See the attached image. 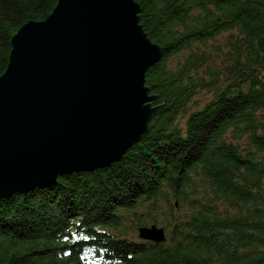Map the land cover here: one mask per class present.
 <instances>
[{"label": "trees", "instance_id": "16d2710c", "mask_svg": "<svg viewBox=\"0 0 264 264\" xmlns=\"http://www.w3.org/2000/svg\"><path fill=\"white\" fill-rule=\"evenodd\" d=\"M133 1L159 107L110 166L1 198L0 264H264V0ZM56 3L0 0V76Z\"/></svg>", "mask_w": 264, "mask_h": 264}, {"label": "water", "instance_id": "95a60500", "mask_svg": "<svg viewBox=\"0 0 264 264\" xmlns=\"http://www.w3.org/2000/svg\"><path fill=\"white\" fill-rule=\"evenodd\" d=\"M133 0H57L40 22L10 38L0 76V199L58 176L110 166L135 143L154 110L146 71L160 48ZM138 238L165 242V230Z\"/></svg>", "mask_w": 264, "mask_h": 264}, {"label": "rangeland", "instance_id": "374dc122", "mask_svg": "<svg viewBox=\"0 0 264 264\" xmlns=\"http://www.w3.org/2000/svg\"><path fill=\"white\" fill-rule=\"evenodd\" d=\"M225 37H226V35L224 34V35H222L221 37L217 38V41L222 42V41H224ZM202 96H203V94H200V95H199V98H201ZM164 220H165L164 217L159 216V217L157 218V226H158V227H162L161 225L164 223ZM148 225L150 226L151 223L148 222V223H147V226H148Z\"/></svg>", "mask_w": 264, "mask_h": 264}]
</instances>
